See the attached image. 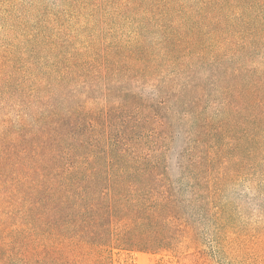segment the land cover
I'll return each mask as SVG.
<instances>
[{
  "label": "trees",
  "instance_id": "obj_1",
  "mask_svg": "<svg viewBox=\"0 0 264 264\" xmlns=\"http://www.w3.org/2000/svg\"><path fill=\"white\" fill-rule=\"evenodd\" d=\"M255 1L234 0L227 16L229 2L201 0L194 13L179 8L182 22L163 8L154 44L140 28L70 50L30 41L7 56L0 264H106L107 250L170 249L172 219L190 224L200 208L219 232L230 228L229 184L248 178L264 198V2L253 13ZM250 229L264 240V226Z\"/></svg>",
  "mask_w": 264,
  "mask_h": 264
},
{
  "label": "rangeland",
  "instance_id": "obj_2",
  "mask_svg": "<svg viewBox=\"0 0 264 264\" xmlns=\"http://www.w3.org/2000/svg\"><path fill=\"white\" fill-rule=\"evenodd\" d=\"M256 1L253 13L264 2ZM224 2L231 4L224 11L227 16L237 12L234 0ZM200 5L201 0H0V65L11 52H26L30 41L38 48L46 38L70 50L79 44L106 40L108 33L124 40L143 28L148 42L158 43V34L153 31L158 29L157 17L163 8L176 22H182L179 8L194 13ZM143 92L148 94L149 88L144 86ZM179 143L180 139L175 141L173 150ZM171 174L177 186L176 171ZM178 186H182L180 193L186 200L188 190L181 183ZM258 194L254 183L242 178L223 192L232 222L227 230L219 232L206 210L200 208V215L190 217V224L172 219L176 237L170 249L107 250L103 253L106 264H264V240L248 234L250 228L264 226V198Z\"/></svg>",
  "mask_w": 264,
  "mask_h": 264
}]
</instances>
